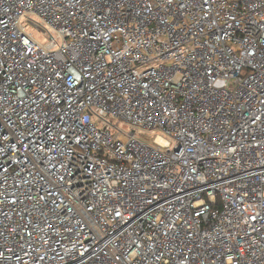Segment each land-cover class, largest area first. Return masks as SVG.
Masks as SVG:
<instances>
[{
  "label": "built area",
  "instance_id": "1",
  "mask_svg": "<svg viewBox=\"0 0 264 264\" xmlns=\"http://www.w3.org/2000/svg\"><path fill=\"white\" fill-rule=\"evenodd\" d=\"M0 264H264V0H0Z\"/></svg>",
  "mask_w": 264,
  "mask_h": 264
},
{
  "label": "rangeland",
  "instance_id": "2",
  "mask_svg": "<svg viewBox=\"0 0 264 264\" xmlns=\"http://www.w3.org/2000/svg\"><path fill=\"white\" fill-rule=\"evenodd\" d=\"M23 23H24V27H25L26 32L30 33L31 36L36 41H38L41 44H45L48 42L47 36L40 29L36 28L35 26H33L29 22L25 21ZM114 122H116L119 126H121L125 132H128L130 130V128L128 126L123 125L120 122H117V119H115ZM152 135H153V132L150 134L146 133V134L142 135V138L145 139L147 142L154 144Z\"/></svg>",
  "mask_w": 264,
  "mask_h": 264
}]
</instances>
